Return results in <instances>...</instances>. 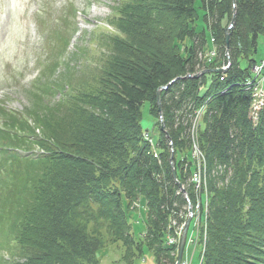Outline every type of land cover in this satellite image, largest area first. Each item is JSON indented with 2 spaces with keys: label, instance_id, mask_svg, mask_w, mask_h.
Here are the masks:
<instances>
[{
  "label": "trees",
  "instance_id": "obj_1",
  "mask_svg": "<svg viewBox=\"0 0 264 264\" xmlns=\"http://www.w3.org/2000/svg\"><path fill=\"white\" fill-rule=\"evenodd\" d=\"M108 22L111 31L93 37L107 53L87 63L79 80L74 58L89 49L65 59L71 35L60 37L64 47L43 61L32 108L0 103V235L10 251L0 264H101L109 243L122 244L129 263L147 248L157 264H175L176 247L165 237L172 220L185 221L186 202L169 140L183 183L189 172L179 156L190 155L191 116L202 106L200 147L210 169L225 166L209 180L203 264H264V108L253 126L245 85L259 61L264 0H114ZM210 37L217 55L208 61L201 54ZM225 53V73L186 77L227 63ZM173 79L159 111L157 91ZM145 102L164 117L163 129L156 122L158 158L143 138ZM37 146L44 153L34 155ZM142 199L146 230L136 236L131 206Z\"/></svg>",
  "mask_w": 264,
  "mask_h": 264
},
{
  "label": "rangeland",
  "instance_id": "obj_2",
  "mask_svg": "<svg viewBox=\"0 0 264 264\" xmlns=\"http://www.w3.org/2000/svg\"><path fill=\"white\" fill-rule=\"evenodd\" d=\"M72 2L77 8L75 10V15L72 12ZM113 4L114 0H0V102H4L8 109L14 111L32 108L37 97L34 93L40 91V89L34 87L36 79L42 70L43 64L39 63L43 60L45 62L49 61L48 53L52 48L54 50L61 48L62 51L64 42L60 37L68 38L71 35L69 47L67 51H65V59L68 57V59H70V56L74 58L73 54L80 48L89 49L84 58L81 57L78 61L74 58L75 66L78 67H76L78 80L81 78V75L84 76L86 71L85 65L92 60H94V62L98 61L101 58V53H107L108 47L99 46L98 43L100 41L94 40L93 37L95 32L104 33L111 31L112 28H110L111 26L109 27L108 20L112 14ZM200 13L203 14V10H200ZM200 24L203 25V22L200 21ZM232 24L233 20H231L227 29L230 28ZM56 28L60 31L57 32ZM231 30L232 28L230 31ZM43 31L49 32V37L53 33L52 37L44 38L42 34ZM57 33H60L59 37ZM211 37L209 38L208 45H206L207 49L205 50V54H201L203 60L207 59L211 61L217 55V49L213 45L214 39H211ZM226 56L227 63H223L219 68L230 67L231 62L228 53ZM256 56L259 61L253 66L252 72H257V66L259 69H262L264 66V38L261 40ZM47 75H50V72ZM253 77L254 78H248L245 82V85L250 86L249 88L252 89V91L257 82L259 84L261 83L260 80H256V78H258L257 75L255 76V74H253ZM74 80H76V78ZM261 85L264 88L263 81ZM263 108L264 105L260 109V113ZM204 111L205 108L202 106L197 109L193 118L191 116V124L189 126L191 131V148L190 151H188L190 155L188 156L184 153L179 156L181 161L183 160V171L188 170L189 173L185 172L186 178L183 183L180 182L177 176V180L181 183V187L175 182L174 176L173 179L178 185L180 193L184 199H186L185 202L188 201L189 197L191 200H198V206L193 210L200 215L201 222L199 223L201 224L199 227H204L205 231H208V220L211 213L212 200L209 180L213 177H217L221 172L223 173L224 168L217 166L215 169H210L205 154H200L202 152L200 151L199 126ZM250 111L251 105L249 107V119L252 125L256 126L259 122L260 113L258 119L253 120L252 117H250ZM162 116L163 114L160 113L158 119H156V116L150 113V104L148 102L143 104V133L145 132L147 135L148 133H152L156 142L159 137H161L162 129V125L160 129V127L156 125V122L158 120L163 124L161 120ZM162 118L164 120V117ZM194 142L195 144L193 145ZM169 143L171 144H169L171 152L170 165L173 170V167L175 168V149L173 141L169 140ZM154 148V156L158 158V146L154 145ZM197 155H199V158ZM172 156H174L173 160ZM202 162L205 164V167ZM200 169L203 173L206 171L207 179L203 177L202 171L200 174ZM197 170L199 171V175L202 176V179L204 178L207 180L208 188L203 185L204 189H201L202 184L199 187L197 182H195L200 179L197 177L198 175H196ZM163 171L164 170H160V172ZM228 174H230V172H228ZM191 176H194L193 179H190ZM192 180H194V182ZM221 183L222 181H220V184ZM189 207L192 208V206L187 207L185 204L182 217L184 216L186 220L190 218V224L192 225L194 224V218H192L189 213L185 215L187 210L189 211ZM146 210V202L142 199L140 210L134 209L131 212L130 222L132 223L133 231L136 236L141 235L146 230L144 221ZM171 234H173V232H171ZM182 234L183 232L181 235ZM174 236L176 237L175 233ZM200 238H202V233L197 234V232L192 238L198 240V247L192 244L188 248V244H185L182 256L183 264H185L186 261L189 264H203L206 246L204 247L203 243H200ZM179 239H181V236ZM4 241V238L0 235V263L3 261L1 257H10V251L8 250L9 246ZM167 246L172 247L171 244ZM178 247L179 245H176V250L172 252L177 258L179 254ZM124 251L125 248L122 244L109 243L106 248L99 253L101 264H157L154 252L149 251L147 248L143 249L142 254L136 252L137 255L133 258L131 263L123 259L122 256Z\"/></svg>",
  "mask_w": 264,
  "mask_h": 264
},
{
  "label": "built area",
  "instance_id": "obj_3",
  "mask_svg": "<svg viewBox=\"0 0 264 264\" xmlns=\"http://www.w3.org/2000/svg\"><path fill=\"white\" fill-rule=\"evenodd\" d=\"M256 69H257V72H253V73L255 74V76L257 75V77H258V78H256V80L257 81L260 80L261 83H262V81H263L262 74H263L264 66H263L262 69H259L258 66H257ZM261 83L259 84L257 82L256 83L257 86L255 85L254 90L252 91V98L253 99H252V103H251L250 117H252L253 120L254 119H258V115L260 113V109L264 105V88L262 87ZM143 135H144V138L153 146V151H155V148H154V145H155L154 139L151 137L150 133H148V135H147L144 132ZM194 144H195V142L193 143V145ZM200 151L202 152L200 154H204L203 150H201V147H200ZM197 157L199 158V155H197ZM202 164L205 167V164L203 162H202ZM199 166H202V165H199ZM220 167L223 168L225 166H220ZM197 171H196V175H198L197 177L200 178V179L196 180L195 182H197V184L199 185V187L202 184L201 185V189H204L203 188L204 187L203 185H205L206 188H208V182L206 180L207 179L206 178V171H204V173H203V171L201 169L199 170L200 171V174H201V171H202L203 177L206 178V179H204V178L202 179V176L199 175V171L198 172ZM194 176H191L190 179H193ZM192 181L194 182V180H192ZM192 193H194V192H192ZM189 198H188V201H186V205H187V207L188 206H192V208L189 207V211L187 210V213H185V215L189 213V215L192 216V218H194L193 219L194 220V224H192V225L190 224L189 232H188V235H187V244H188L187 247L189 248L192 244H195L196 247L198 246V244H197L198 243L197 242L198 240L192 239L193 236H194V234L196 232H197V234L202 233V238H200V243H203V246L205 247L206 246V243H207V231H205V228L204 227H199L200 224H201V223H199V222H201L200 215H199V213H195V211L193 210V209H195V207L198 206V203L199 202H198V200H195L194 201V199L191 200ZM202 201H203V199H202ZM135 205L136 206H139L138 203H135ZM182 213H183V211L181 212V215H183ZM182 218L185 219L184 216ZM184 224L185 223L183 222L181 225H178V223L176 222V220H172V224H171V226L168 227V233H167V242H168V245L171 244V246H173V245H177L179 243V240H180L179 238L181 236V233L183 232ZM171 232H173V234H171ZM174 233L176 234V237L174 236ZM186 263L189 264L187 261L185 262V264Z\"/></svg>",
  "mask_w": 264,
  "mask_h": 264
},
{
  "label": "water",
  "instance_id": "obj_4",
  "mask_svg": "<svg viewBox=\"0 0 264 264\" xmlns=\"http://www.w3.org/2000/svg\"><path fill=\"white\" fill-rule=\"evenodd\" d=\"M235 15H236V12L234 11V14H233V24L230 26V28H228L226 30V33H225V42H226V45H227V48L229 46V42H230V29L233 28V25H234V20H235ZM228 70L227 67H221V68H206L200 72H198L197 74L195 75H187L188 77H194V78H198L200 77L201 75H204V74H207V73H225L226 71ZM176 79H173L168 85L166 86H163L161 88L158 89L157 91V104H158V108H159V111H161V91L163 89H166L168 88V86L170 84H172ZM164 128V124H162V129ZM174 156H172V160H173ZM173 166V164H172ZM173 176L175 178V182L179 185V187H181V183L177 180V175H176V171H175V168L173 167ZM189 224H190V218H188L186 220V224H185V228H184V231H183V234L181 236V240H180V243H179V254H178V258L176 260V263L175 264H181V261H182V256H183V252H184V247H185V242H186V236H187V231H188V227H189Z\"/></svg>",
  "mask_w": 264,
  "mask_h": 264
},
{
  "label": "bare ground",
  "instance_id": "obj_5",
  "mask_svg": "<svg viewBox=\"0 0 264 264\" xmlns=\"http://www.w3.org/2000/svg\"><path fill=\"white\" fill-rule=\"evenodd\" d=\"M207 241H208V236H207Z\"/></svg>",
  "mask_w": 264,
  "mask_h": 264
}]
</instances>
